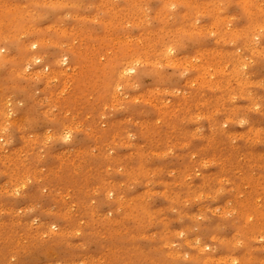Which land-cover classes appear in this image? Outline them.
<instances>
[{"label": "rangeland", "instance_id": "1", "mask_svg": "<svg viewBox=\"0 0 264 264\" xmlns=\"http://www.w3.org/2000/svg\"><path fill=\"white\" fill-rule=\"evenodd\" d=\"M263 128L264 0H0V264H264Z\"/></svg>", "mask_w": 264, "mask_h": 264}, {"label": "bare ground", "instance_id": "2", "mask_svg": "<svg viewBox=\"0 0 264 264\" xmlns=\"http://www.w3.org/2000/svg\"><path fill=\"white\" fill-rule=\"evenodd\" d=\"M210 5L211 6H209V3L206 1H201V2L198 1L195 6H196V9H198V10L200 8L204 9L208 13V16H210L212 18L213 25L219 27L220 32H221L222 27H223V23L226 22V19H228V18L226 15H223V17L220 15H217L214 12V9H213L214 7L212 6L214 4L211 3ZM244 7H246V4L244 5ZM183 16L185 17L186 14L185 15L183 14ZM182 30H183L182 26H180V27H178V29H176L177 32L182 31ZM232 32L234 34L235 30H232ZM99 39H101V41L106 42V40L109 38H108V35H105V36L100 37ZM111 40H114V37H112ZM150 45L151 44H149V46ZM169 49H171V46L166 48V50H169ZM239 50H240V48H239ZM213 52H214V55L210 56V55H205V54L210 53L209 50H206L205 52L200 51L201 55L202 54L205 55L206 62L199 64L197 66V70H198V78H199V76H201L204 79L205 78L208 79L207 81L202 82V88H203V90L209 88V90L212 92V95L210 96L211 106H215V105L217 106V105H220V104H223L224 102H226L225 94H226V92H228V90H229V94H231V91H232V89H230L231 80L234 79L233 78L234 76H237L239 78L242 77L241 86H245V84L248 83L249 81L247 80L248 79L247 74H244V76H243L239 67L235 63V57L233 56V54H231V52H219V51H213ZM36 59L38 60L39 56H37ZM228 65L231 66L230 69H229ZM129 69H135V67L132 66V67H129ZM56 71H57V69L51 68V71L47 75H45V77H49L50 75L56 74ZM110 73L112 75H116L117 74L116 67L111 66L106 70V74H110ZM121 73L125 74V70L123 69V70L119 71V74H120V75L118 74L119 77H122ZM26 107H27V105H26ZM164 111H166V110H164ZM260 136L262 137V139H264V128L260 131ZM258 159L260 160L262 158H258ZM252 232L255 233V228H253V227L249 228L248 233L252 235ZM124 250L126 251V249H124Z\"/></svg>", "mask_w": 264, "mask_h": 264}, {"label": "snow or ice", "instance_id": "3", "mask_svg": "<svg viewBox=\"0 0 264 264\" xmlns=\"http://www.w3.org/2000/svg\"><path fill=\"white\" fill-rule=\"evenodd\" d=\"M67 138V137H66Z\"/></svg>", "mask_w": 264, "mask_h": 264}]
</instances>
